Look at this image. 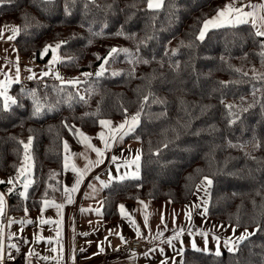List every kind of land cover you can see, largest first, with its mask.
<instances>
[{"label":"trees","instance_id":"16d2710c","mask_svg":"<svg viewBox=\"0 0 264 264\" xmlns=\"http://www.w3.org/2000/svg\"><path fill=\"white\" fill-rule=\"evenodd\" d=\"M228 3L165 0L159 11H152L147 0H5L0 26L21 28L15 38L20 56L34 54L47 62L51 52L41 57L45 46L65 42L58 49L62 62L57 69L80 75L78 85L85 90L80 100L75 86L56 77L12 86L18 104L0 110V174L17 176L25 154L20 142L31 137L33 183L27 199L19 196L21 184L9 193L10 213H38L42 198L60 194L64 143H74L78 131L94 133L99 120L126 118L125 109L127 117L133 116L143 105L129 137L140 143V178L105 187L104 221H117L125 202L184 204L209 177V217L255 233L220 256L187 249L183 264H264V57L259 47L264 38L255 37L250 25H238L197 39L203 22ZM113 47L131 55H116L102 76L94 75L104 63L97 56L107 57ZM22 90H35L45 108L41 115H33L32 98ZM225 100L235 106V115ZM14 259V264H27L22 251Z\"/></svg>","mask_w":264,"mask_h":264},{"label":"crops","instance_id":"0c3cea01","mask_svg":"<svg viewBox=\"0 0 264 264\" xmlns=\"http://www.w3.org/2000/svg\"><path fill=\"white\" fill-rule=\"evenodd\" d=\"M249 2L259 4L264 2V0H243L244 4ZM237 4H239L238 7L241 6L240 3ZM0 29H4V37L0 39V69H2L0 80H4L6 75L14 76L17 67L19 68L20 82L11 85L9 95L12 96L11 88L15 84L28 85L29 82L26 83L27 80L33 81L34 79L47 76L55 77V73L50 72L46 76L42 75L45 73V69L42 68V66H35L29 58L20 56L15 45V39H7L8 35L11 34L8 28L0 26ZM213 29L218 28H212L210 30ZM210 30H208L206 34ZM48 63L49 60L45 65L47 66ZM29 69H31V71H29ZM57 73H59L65 81L70 79V75L61 74L58 69ZM33 75L36 78L28 79L29 76ZM128 118L130 119L131 116ZM124 119L125 118L108 120H111L115 126L120 124ZM102 131L105 132L106 136L108 135V130L99 125L98 130L94 133L78 131L74 143L66 141L68 149L65 151L64 147V155L67 157L68 167L65 168L64 158L62 191L56 198L50 199V201L54 200L57 204L62 203L65 205L64 208L61 209L59 215L55 207H47L43 212L40 210L38 213H32L38 216L35 220L38 223L30 224L28 228H25V225H18L22 216H14L13 220L7 221L5 200L4 214L0 215V241H2L3 244L2 264L11 263V258L9 256L10 251L8 249L10 240V221H14L15 223L12 225V229H14V244L17 241L18 249L21 245L26 246L29 243L28 250H14V255L22 250L27 264H57L58 261L59 264H183V254L185 250L193 249V242H195L196 246L200 249L205 247L204 238L197 234L200 231L208 233L207 247L210 250L208 253H215L216 251L217 244L213 237L218 236L220 238V252L226 250L223 243L224 240L231 238L235 241L236 238L239 237L233 230L225 228L226 226H219L220 224L214 222L215 219H212L207 214L206 216L211 219L207 220L208 224L214 223V225L222 227V231H211L207 227H196L194 223L195 210L190 208L192 203H194L193 198L195 193L193 197L184 204H175L170 201L156 202L150 199L125 202L121 205L125 206L127 216H122L120 211V217L117 221L105 222L102 211L104 189L111 182L119 181L118 179H110V175L116 177L119 174L130 172L123 164L127 158V149H131L128 143L130 142L129 137L134 131L124 136L122 141L118 139L116 142H113L111 148L105 150L103 163L96 166L92 162L97 160V155L89 145L104 150V143L99 139V133ZM81 133L83 135H81ZM85 136L88 137L89 140L85 141ZM133 140L135 141L136 139H131V141ZM135 149L138 151L136 155L137 153L140 155L139 163L141 167L140 144L136 146ZM113 156L118 158L116 163H113L111 159ZM117 165H122L119 169V173L116 171ZM73 166L80 170H84L87 166L88 171L84 174V178L78 190L72 194L73 202L68 204L66 203L63 189L65 186L71 188L77 179L78 174L72 171ZM140 173L141 169L139 168V176ZM2 193L5 195L3 191ZM140 201H143L144 204H141ZM205 201L207 202V198L205 200L204 197V204ZM145 205H147V207H145ZM82 209L84 211H82ZM96 209L100 210L99 214ZM188 211L192 213L190 220L186 219L185 216V213ZM146 215L147 225H145ZM56 216H58V218ZM128 217L135 221L142 234L141 236H137L136 229L133 224L130 223ZM41 218L59 221L60 223L59 225L55 223L41 224ZM219 222L223 223L221 221ZM179 228L185 229L180 239L173 240L172 245L165 243L164 241L173 237ZM26 231L31 233L30 238L27 237ZM57 231L60 233L59 236H57ZM224 231H227V233H223ZM158 232H163V236L159 239H153ZM83 233H87L88 235H83ZM189 233H191V235ZM121 236L124 237L123 241L120 238ZM134 239L145 243L148 247L147 252L133 254L124 251L123 247L125 244ZM53 248L56 249L55 252L52 251ZM101 248L103 251L100 250ZM30 250L39 255L28 256L27 254ZM42 257H48L49 259L44 260ZM11 264H14V262Z\"/></svg>","mask_w":264,"mask_h":264},{"label":"snow or ice","instance_id":"6c2138e0","mask_svg":"<svg viewBox=\"0 0 264 264\" xmlns=\"http://www.w3.org/2000/svg\"><path fill=\"white\" fill-rule=\"evenodd\" d=\"M71 3H75V0H70ZM3 3H5V0H0V5H2ZM240 3L241 6L240 7H236V4ZM165 4V0H147V8L149 10L152 11H159ZM245 9H249V10H245ZM65 10L66 12H68V14L70 15V9L68 8V6H65ZM238 25H250L251 28L254 30L253 31V35L257 38H264V2H261L259 4L256 3H247L244 4L243 0H230V3L225 4L223 8H219L217 9L216 15L214 17H211L209 19H206L203 22V26L199 31V34L197 36L198 40H203L206 32L212 28H221V27H236ZM5 28H8V31L11 33L10 35H8L7 39L8 40H13L16 38V36L20 33L21 28L20 27H9V26H5ZM122 33H118V35H120ZM4 37V29H0V39H3ZM151 38V37H150ZM149 38V39H150ZM65 42H60L57 43L55 45H46L45 48L43 49V51L41 52V57L47 55L49 52H51V60L49 61V65H55L57 63L62 62L61 58L58 56L57 54V50L59 48H61L62 44ZM259 47L262 49L260 55L262 57H264V39H260L259 42ZM120 53H128V49H118V48H111L108 52L107 57H99L97 56V59H103L104 63H102L100 65L99 70H97L94 75L96 76H102L104 74V72L106 71L105 69V65L109 62V60L115 59L116 55H119ZM71 59V58H69ZM143 63H148L147 60L142 61ZM29 71H31V69H29ZM0 74H2V69H0ZM42 75H48L47 72L43 73ZM82 76H91L93 75V73H81ZM112 75H118V73L113 72ZM56 79L60 80L62 83H65L64 78L61 77L59 75V73L55 74ZM35 76H29L28 79H34ZM261 79H264V77H261ZM19 68L17 67L16 73L14 76H7L4 80H0V97L3 98L2 101V105H0V110H9L12 105H16L18 104V101L16 98H14L13 96L9 95V89L11 87V85L13 83H19ZM66 83L71 84L72 86H76L78 83H80L79 78H74L71 81H67ZM223 83V82H222ZM226 86V85H225ZM61 91H63V89H61ZM22 92L27 95L30 96L32 98L33 101V115L34 116H39L41 115L44 111L45 108L44 106L41 104L39 98L37 97V94L35 92V90H22ZM253 95H255V92H253ZM72 99L71 96H69V101ZM80 100H83L84 97L81 96L79 97ZM148 97L145 96L144 97V102H147ZM223 102V101H221ZM59 103V101L57 102ZM252 105H249V107H251ZM54 106H50L47 110L48 111H52ZM226 109L229 110V114L230 115H235L234 113L231 112V109L233 107H235L234 105H225ZM143 105H141V111H142ZM248 109L245 108L244 111H247ZM125 119L118 125H113V122L111 120L108 119H101L99 120V124L103 127L106 128L108 130V135H105V132H101L99 133V139L104 143V150L100 149V148H96L94 146L89 145L90 147H92V150L96 153L97 155V160L92 162L94 163V165L98 166L99 164L103 163V157L105 155V150L110 149L112 146L113 142H116L118 139L120 141L123 140L124 136H127L129 133L133 132L135 130V127L137 126V124L139 123V119L141 116V111H137L135 115L131 116V118L129 119L127 117V110L125 109ZM239 117L237 116V119ZM235 120H232L231 123H235ZM81 135H83L81 133ZM84 140L87 141L89 140L88 137H84ZM21 144H23L24 146V150H25V161H29L31 158L29 156L28 153V149L29 146L32 143V138L29 137L28 141L25 143L24 141L20 142ZM65 151H67L68 149V145L65 142ZM113 163H116L117 161V157L113 156L112 158ZM139 161H140V155L139 153H137V155L135 156V158L131 159V160H125L123 166L124 167H132L134 166L135 170L131 171V172H125L123 174H119L116 177H112L110 175V179H118L120 181H123L125 179L128 178H133V179H138L139 178ZM122 165H117L116 171L117 173H119V169ZM68 167L67 164V157H65V168ZM30 169H31V164H28L27 167H25L24 165H22L18 171H17V176L13 179L10 178L7 183L8 184H14L16 182H20L21 177H23V191L19 192V196L23 197L25 199H27L28 196V189L30 184L32 183V181L29 179V175H30ZM72 171L76 172L77 175V179L75 181V183L71 186V188H68L67 186L64 187L63 192H64V196H65V200L66 203L71 204L73 202V193H75L78 188L80 183L82 182L83 178H84V174L88 171V167L86 166V168L84 170H80L77 169L75 166L72 167ZM51 178V177H50ZM98 179V178H97ZM0 183H5V181H0ZM103 183V182H102ZM212 184V181L210 178L205 177L204 180L201 182V185H199L198 187L206 190L207 187H209ZM106 186V185H105ZM54 190H58V189H54ZM13 191V189H9V193H11ZM44 196H47V192H45ZM141 204H144L143 201H140ZM41 212L44 211L45 208L47 207H55L57 210V214H60L61 209L64 208V204L60 203L57 204L55 203L54 200H48V199H44L42 198L41 200ZM4 207H5V199H4V194L0 193V215L4 214ZM145 207H147V205H145ZM193 207H199V205H194ZM120 211H121V215L122 216H127V213L125 211V206L124 205H120L119 206ZM82 211H84L82 209ZM97 213L99 214V209H96ZM25 212H27V209L25 208ZM207 214V208L204 209V212L202 213V215H206ZM191 211H188L185 213L186 219L190 220L191 219ZM130 220V223L133 224V226L136 229V234L137 236H141L142 234L139 231V227L136 225L134 220H131L130 217H128ZM14 221H10V223H13ZM33 223L32 220H27V221H21V223ZM163 222V221H162ZM40 223L41 224H51V223H55L57 225H59V221H52L51 219H40ZM145 225H147V215L145 216ZM235 231V230H234ZM257 231H259V228L257 229ZM185 232L184 228H179L176 231V234L169 238L166 239L164 242L172 245V241L173 240H179L180 236ZM191 235V233H189ZM198 235H200L201 237L204 238L205 241V247L203 249H200L196 246L195 242H193L192 247L194 250L196 251H203V252H207L209 251L207 245H208V233L205 231H200L199 233H197ZM254 233H248L247 230H245L244 233H242L239 237L236 238L235 241H233L231 238L224 240V247L229 251V252H234L236 249H238L239 247V243L246 240L250 235H253ZM60 233L59 231H57V236H59ZM83 235H88L87 233H83ZM161 236H163V232H158L157 235L155 237H153V239H159ZM121 240H124V237L121 236L120 237ZM216 240V251H215V255L216 256H220L222 253L220 252L219 249V245H220V238L218 236L213 237ZM59 243V242H58ZM174 246V245H173ZM11 247L13 248H17L18 246L15 244H12ZM101 251H103V249H100ZM52 251H56L55 248L52 249ZM28 256L31 255H39L38 253H34L30 250V252L27 254ZM42 259L44 260H48V257H42ZM3 262V244L2 241H0V264H2ZM57 264H59V261L57 262Z\"/></svg>","mask_w":264,"mask_h":264},{"label":"rangeland","instance_id":"374dc122","mask_svg":"<svg viewBox=\"0 0 264 264\" xmlns=\"http://www.w3.org/2000/svg\"><path fill=\"white\" fill-rule=\"evenodd\" d=\"M9 27H17V26L11 25ZM55 44H57V43H52L51 45H55ZM132 53H133V51H132ZM57 54H58V50H57ZM126 55H131V53H127ZM26 57L29 58V60L32 61L35 66H39V67L42 66V68H44L45 69V72H47L48 74H49V72L50 73H55V74L57 73V68H56L57 67V64H55V65H49V63H48V65L46 66L45 63L47 64L48 61L47 62H39V61H37V58H36V56L34 54H31L30 56H26ZM26 57H24V58H26ZM51 58L52 57H50L49 61L51 60ZM128 59L132 60L133 57H130ZM254 72H257L258 73V72H260V70L254 71ZM79 76H73L72 75V76H70L69 81L73 80L75 77L80 78ZM47 77H49V76H47ZM42 78H44V77H42ZM42 78H40V79H42ZM40 79H34L33 81H39ZM31 81L32 80H27L26 83H28V82L30 83ZM75 87L78 90L79 95L80 96H84L85 90H83V88L80 87L78 84ZM255 90H257V89L254 88L253 91H255ZM225 103L226 104H231V101L225 100ZM28 139H29V137L25 138L23 141L26 143L28 141ZM128 144H129V148H131V149H127V154H126L127 155V158L125 160H131V159L135 158L136 152H138V151H136L135 147L138 146L140 143H139V141L137 139L135 141L134 140L131 141V139H130V142ZM30 148H31V145L29 146V149H28V153H29V156H30L31 159L26 162L25 161V154H24V157H23V159L21 161L20 167L22 165H24L25 167H27L28 164H31L29 179L33 183V157H32V153L30 151ZM250 150H251V152L255 153V152H257L258 148H251ZM139 152H140V149H139ZM139 165H140V163H139ZM126 168H128V170L130 172L131 171H134V169H135L134 166H132V167H126ZM10 178H12V177H9V176L0 174V181H5V183H7V181ZM139 178H140V176H139ZM131 179H133V178H131ZM203 180L204 179H202V181ZM211 181H212V179H211ZM201 182L198 184V186L201 185ZM32 183L30 184V186L32 185ZM1 184H3V183H0V185ZM17 184H21V186L23 187V177H21L20 182H16L15 184H10V185H12V188L11 189H14V187ZM198 186H197V189H196V192H195V196H194L195 199L193 198L194 203H192V205L190 207V208H192V209L195 210V218H194L195 226L196 227H199V228L207 227L211 231H219V232L222 231V227H218V226L214 225V223L208 224L207 220L209 218L206 215H202V213L204 212V209L205 208H207V215H208V204H209V200H210V196H211L212 184L209 187H207L206 190H204V189H202V188H200ZM9 189L10 188L4 189V188L0 187V193H2V191L5 193V195H4L5 198L4 199L6 200V212H7L6 217L8 218L7 221L14 219V215H12L10 213V211H9V201H8ZM22 191H23V188H22ZM204 197H205V200L207 198V202L205 201V204L203 203ZM194 205H199V207H193ZM56 217L58 218V216H56ZM37 218H38V216L36 214L26 213L24 216H22L20 218L21 220L18 222V225H20V226L25 225V228H28V226L30 224H35L37 222V221H35ZM27 220H32L33 223H30V224L29 223H26V222L25 223H21V221H27ZM209 220H211V219H209ZM211 222H213V221H211ZM214 222L220 224L219 226H226L225 228H228V230H233V232H235L239 236L242 233H244L245 230H247L248 233H250V232L251 233H255V229H241V228L234 227V226H231V225L228 226L229 224H227V223L223 224L224 222L223 223H220L219 221H216V220H214ZM9 224H10V231H9L10 240H9V243H8V249L10 251L9 256L11 258V263H12V262H14V250L17 251L16 248L11 247V245L14 244V241H15V239H14V229H12V225L15 224V223L13 222V223H9ZM223 233H227V231H224ZM26 235H27L28 238H30L31 233L29 231H26ZM15 245H17V241L15 242ZM19 249L28 250L29 249V243L26 246H22L21 245ZM147 250H148V247H147ZM147 250H146V252H147ZM208 252H210V250L207 251L206 253H208Z\"/></svg>","mask_w":264,"mask_h":264},{"label":"built area","instance_id":"2783aa9c","mask_svg":"<svg viewBox=\"0 0 264 264\" xmlns=\"http://www.w3.org/2000/svg\"><path fill=\"white\" fill-rule=\"evenodd\" d=\"M239 4H236V7H238ZM123 250L128 252V253H133V254H141L146 252L147 246L140 240H131L125 246L123 247Z\"/></svg>","mask_w":264,"mask_h":264}]
</instances>
